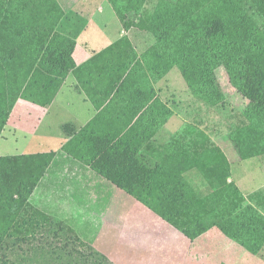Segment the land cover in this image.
Returning <instances> with one entry per match:
<instances>
[{
    "label": "trees",
    "instance_id": "1",
    "mask_svg": "<svg viewBox=\"0 0 264 264\" xmlns=\"http://www.w3.org/2000/svg\"><path fill=\"white\" fill-rule=\"evenodd\" d=\"M109 1L125 28L136 25L163 44L192 94L220 110L228 105L217 81V69L224 66L249 100L250 125L231 132L230 139L242 159L264 155V0H195L189 6L158 0L152 10L145 8L149 0ZM25 4L27 18L16 14L17 19L0 23V135L20 97L48 106L71 72L98 110L125 77L146 73L128 36L77 66L75 39L57 30L64 17L58 1ZM173 115L158 97L116 126L98 116L80 129L68 123L62 149L190 239L218 227L258 252L264 245V214L229 181L232 168L224 150L193 125L168 141L157 140ZM54 158L55 151L0 156V264H113L65 220L30 202ZM192 171L201 184L188 177Z\"/></svg>",
    "mask_w": 264,
    "mask_h": 264
},
{
    "label": "crops",
    "instance_id": "2",
    "mask_svg": "<svg viewBox=\"0 0 264 264\" xmlns=\"http://www.w3.org/2000/svg\"><path fill=\"white\" fill-rule=\"evenodd\" d=\"M57 1L64 10V17L57 30L75 39L77 44L73 57L77 66L84 64L121 37L128 36L143 64L148 68L145 59L147 51L140 40L143 38L142 35L137 36L133 29L125 28L109 0ZM4 2L5 0H0V23L5 17H13L16 14L19 19L28 17L26 0H12V4H9L10 0H7L8 3ZM40 19L41 16L38 17V20ZM32 27L38 28L37 25ZM147 74V71L144 74L140 73L136 78L145 80L148 78ZM128 77L130 76L125 77L124 81L129 80ZM122 84L123 82L107 104L98 110L84 91L78 88V81L71 72L48 106L20 97L0 135V156L8 155L11 144L21 149L19 154L55 151V158L31 195L30 202L44 212L65 220L80 237H82L79 228L80 214L96 199L98 190H107L115 194L124 190L62 149L63 143L69 138L63 131V126L70 123L80 129L97 116L106 125L120 124L126 116H131L130 101L128 95L121 90ZM152 87L154 88V85ZM24 92L27 93L28 89L26 88ZM151 93L154 94L153 90ZM150 102L144 101V104L148 106ZM175 116L174 114L164 125L166 126ZM55 131H58L59 141L56 140ZM214 140L228 155L224 143ZM55 142L57 146L50 147L55 146ZM97 181L100 182L99 186ZM229 181H234L249 203L264 214V200L257 199L258 197L253 196L255 192L251 191V176L246 178L240 174L235 175L232 171ZM152 212L158 217L152 216L150 220L158 247L150 249L152 247L150 245L148 248L133 252L123 250L124 254L119 264H264V245L258 252L253 253L224 234L218 227L210 228L198 237L190 239L171 223ZM109 261L118 264L110 259Z\"/></svg>",
    "mask_w": 264,
    "mask_h": 264
},
{
    "label": "rangeland",
    "instance_id": "3",
    "mask_svg": "<svg viewBox=\"0 0 264 264\" xmlns=\"http://www.w3.org/2000/svg\"><path fill=\"white\" fill-rule=\"evenodd\" d=\"M175 1L189 6L195 0ZM157 2L159 1L149 0L145 8L152 10ZM132 16L136 24L138 15L133 13ZM130 29H133L137 36L143 37L140 40L147 51L145 59L148 67L147 79L138 80L135 76H130L129 80L123 81L121 90L128 95L131 116L136 117L147 107L144 101L150 102L152 99L154 101L159 97L169 103L176 116L159 130L158 140L168 141L171 135L182 130L186 125L198 127L214 142L216 139L224 143L227 156L232 163V171L235 175L240 174L246 178L251 176V191L255 192L253 196L264 200V155L242 159L230 139L231 132L250 125L246 115L249 100L230 82L225 67L220 66L217 69V81L228 102L226 109L220 110L192 94L180 67L169 57L163 44L157 41L153 33L142 30L136 25ZM156 88L157 92H155ZM152 90L154 94L151 93ZM57 132L55 131L56 136ZM58 139L57 136L56 140L59 141ZM56 142L55 146L50 147H56ZM10 149L8 155H17L21 152L17 145L11 144ZM188 177L197 184L204 181L200 176H195L193 171L188 174ZM99 184L100 182L97 181V186ZM110 186L113 185L110 184ZM115 190L118 191V189ZM204 191L207 190L204 189ZM142 204L125 191L115 194L107 190H98L96 199L89 203L80 214L81 238L107 260L110 259L118 264L124 254L123 250L133 252L148 248L150 245H152L150 249L157 248L158 241L152 232L150 220L152 216L158 217L149 207Z\"/></svg>",
    "mask_w": 264,
    "mask_h": 264
}]
</instances>
